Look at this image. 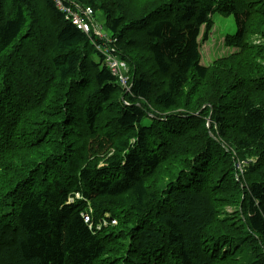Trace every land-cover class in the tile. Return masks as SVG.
<instances>
[{
  "label": "trees",
  "instance_id": "1",
  "mask_svg": "<svg viewBox=\"0 0 264 264\" xmlns=\"http://www.w3.org/2000/svg\"><path fill=\"white\" fill-rule=\"evenodd\" d=\"M63 1L130 88L54 0H0V264H264V0Z\"/></svg>",
  "mask_w": 264,
  "mask_h": 264
},
{
  "label": "rangeland",
  "instance_id": "2",
  "mask_svg": "<svg viewBox=\"0 0 264 264\" xmlns=\"http://www.w3.org/2000/svg\"><path fill=\"white\" fill-rule=\"evenodd\" d=\"M103 13L97 12L94 14V20L103 24ZM214 21V26L206 40H202L200 45L201 52V62L204 65L210 64L215 58L225 55L231 48L223 45V38L227 34H233L236 32V24L233 15H223L222 13L216 11L212 17ZM103 32L106 33L105 29ZM7 61V60H6ZM208 126V122H207ZM239 174H242V169L239 168ZM228 209V208H227Z\"/></svg>",
  "mask_w": 264,
  "mask_h": 264
},
{
  "label": "built area",
  "instance_id": "3",
  "mask_svg": "<svg viewBox=\"0 0 264 264\" xmlns=\"http://www.w3.org/2000/svg\"><path fill=\"white\" fill-rule=\"evenodd\" d=\"M57 8L64 14L65 18L68 19L77 29L83 31L84 33H90L93 29L98 33V25L93 21V10L91 7H76L65 4L63 0H54ZM106 62L109 65L112 73L119 77L120 82L123 84L126 77L123 74L125 70V65L115 58L114 55L107 52ZM124 68V69H123Z\"/></svg>",
  "mask_w": 264,
  "mask_h": 264
},
{
  "label": "clouds",
  "instance_id": "4",
  "mask_svg": "<svg viewBox=\"0 0 264 264\" xmlns=\"http://www.w3.org/2000/svg\"><path fill=\"white\" fill-rule=\"evenodd\" d=\"M55 2V1H54ZM64 2V1H63ZM56 5V4H55ZM69 6H71V5H69ZM57 7V6H56ZM72 8H76V7H82V6H79V5H74V6H71ZM84 7H90V6H84ZM60 11V10H59ZM61 12V11H60ZM62 13V12H61ZM63 14V13H62ZM64 15V14H63ZM65 17V16H64ZM68 20V19H67ZM93 21H94V23H97L95 20H94V18H93ZM81 31V30H80ZM91 31H93V33L97 36V38H100L101 40H102V43L101 44H99L98 42H97V40H93L94 41V45H95V47L99 50V51H101L102 52V54L104 55V60H105V63H106V65H107V67L109 68V65L107 64V62H106V53L107 52H109V53H111L112 55H114L115 56V58L117 59V60H119L120 62H123L124 63V65H125V70L123 71V74H124V76L126 77V80H125V82L122 84L121 82H120V80H119V77L117 76V75H114L113 73H112V71H111V69L109 68V70H110V72H111V74L114 76V77H116L117 78V80H118V82H120L121 84H122V86L126 89V91H128L129 90V88H130V85L128 84V75H127V67H126V64H125V62L122 60V59H120L116 54H115V50H114V48L113 47H111L110 46V44L113 42V40L107 35V33H104L103 32V27L102 26H99L98 27V33H96L93 29H91ZM90 31V32H91ZM83 32V31H82ZM86 34V33H85ZM89 35H90V33H88ZM202 63V62H201ZM203 64V63H202ZM123 68V69H124ZM81 196H80V194L79 193H76L75 195H73V196H70L69 198H68V200H69V203L70 202H72L73 201V199L74 198H80ZM82 216L84 217V218H86V213L85 212H82Z\"/></svg>",
  "mask_w": 264,
  "mask_h": 264
},
{
  "label": "water",
  "instance_id": "5",
  "mask_svg": "<svg viewBox=\"0 0 264 264\" xmlns=\"http://www.w3.org/2000/svg\"><path fill=\"white\" fill-rule=\"evenodd\" d=\"M208 127H209V122H208Z\"/></svg>",
  "mask_w": 264,
  "mask_h": 264
},
{
  "label": "bare ground",
  "instance_id": "6",
  "mask_svg": "<svg viewBox=\"0 0 264 264\" xmlns=\"http://www.w3.org/2000/svg\"><path fill=\"white\" fill-rule=\"evenodd\" d=\"M247 32V31H246Z\"/></svg>",
  "mask_w": 264,
  "mask_h": 264
}]
</instances>
